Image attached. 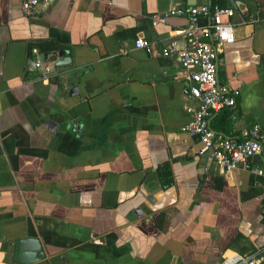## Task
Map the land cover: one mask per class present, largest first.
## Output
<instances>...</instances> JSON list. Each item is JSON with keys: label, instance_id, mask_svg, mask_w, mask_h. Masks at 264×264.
I'll return each instance as SVG.
<instances>
[{"label": "crops", "instance_id": "0c3cea01", "mask_svg": "<svg viewBox=\"0 0 264 264\" xmlns=\"http://www.w3.org/2000/svg\"><path fill=\"white\" fill-rule=\"evenodd\" d=\"M23 1L0 0V264H219L263 251L264 176L251 170L262 159L205 173L197 137L181 132L184 71L135 43L190 48L191 7L233 9L217 77L239 94L210 127L240 139L264 127V0L256 18L237 0H44L34 17ZM172 6L184 14L153 26ZM45 41L70 59L45 61L48 77L31 63Z\"/></svg>", "mask_w": 264, "mask_h": 264}, {"label": "built area", "instance_id": "2783aa9c", "mask_svg": "<svg viewBox=\"0 0 264 264\" xmlns=\"http://www.w3.org/2000/svg\"><path fill=\"white\" fill-rule=\"evenodd\" d=\"M43 1L24 0L21 5L23 15L26 17L38 15ZM184 12L182 8L172 6L163 15L153 16L152 25L156 26L168 16L182 15ZM188 14V25L181 35L190 41L192 44L190 48H180L171 42L156 50L142 37L137 39L135 47L149 55L173 58L184 71L187 82L182 95L193 105L185 108L190 119L181 128V132L197 137L200 143L197 154L206 156L210 162L205 173H209L211 169L226 174L238 168H250L248 162L251 159L264 160V127L254 124L242 132L240 139L221 137L210 127L213 115L234 107L239 94L238 91H230L220 86L217 81L219 49L235 41L234 24L231 22L235 11L220 7L211 9L207 5H200L191 7ZM202 20H207V24H200ZM31 55L34 67L40 69L44 77H48L53 70L46 66L43 54L33 48ZM251 170L264 176V162L260 167H253ZM219 264H264V250L247 255L232 253L223 256Z\"/></svg>", "mask_w": 264, "mask_h": 264}, {"label": "water", "instance_id": "95a60500", "mask_svg": "<svg viewBox=\"0 0 264 264\" xmlns=\"http://www.w3.org/2000/svg\"><path fill=\"white\" fill-rule=\"evenodd\" d=\"M240 5H238V9H241V7H245L247 11L249 12V15L252 18H256L258 5L255 0H237ZM45 61L52 60V65L54 68L58 69L59 67L65 66L70 64V59L66 56V51H63V49H57L53 54H44L43 55ZM32 65H34L33 62H31ZM218 81V77H217ZM219 84V83H218ZM264 162V160H262ZM25 247V240L19 239L16 241V250L21 251ZM41 257V255L39 256ZM24 262L29 263L30 259H22Z\"/></svg>", "mask_w": 264, "mask_h": 264}, {"label": "trees", "instance_id": "16d2710c", "mask_svg": "<svg viewBox=\"0 0 264 264\" xmlns=\"http://www.w3.org/2000/svg\"><path fill=\"white\" fill-rule=\"evenodd\" d=\"M221 0H218V3H220ZM215 7H220V6H211L210 8L213 9ZM223 8V7H220ZM36 48L41 54H53L57 49V45H55L53 42H39V43H35L33 45L30 46V51L31 49ZM166 182H164L165 185ZM167 184V183H166Z\"/></svg>", "mask_w": 264, "mask_h": 264}]
</instances>
